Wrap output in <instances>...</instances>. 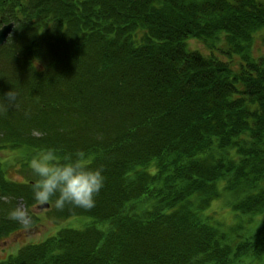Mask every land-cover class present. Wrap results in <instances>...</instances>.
<instances>
[{"label":"trees","instance_id":"trees-1","mask_svg":"<svg viewBox=\"0 0 264 264\" xmlns=\"http://www.w3.org/2000/svg\"><path fill=\"white\" fill-rule=\"evenodd\" d=\"M10 23L0 150L83 151L105 182L90 210L49 203L89 226L0 264H264V1L0 0ZM32 183L0 174V239Z\"/></svg>","mask_w":264,"mask_h":264},{"label":"clouds","instance_id":"clouds-1","mask_svg":"<svg viewBox=\"0 0 264 264\" xmlns=\"http://www.w3.org/2000/svg\"><path fill=\"white\" fill-rule=\"evenodd\" d=\"M9 104L15 100L12 91L2 96ZM87 154L77 151L62 159L55 149L38 152L30 161V170L35 177L31 185L32 197L36 205L53 203L57 210L66 206L90 210L95 206V198L104 187L103 168H92L87 164ZM8 219L27 225L30 220L28 211L15 207Z\"/></svg>","mask_w":264,"mask_h":264},{"label":"rangeland","instance_id":"rangeland-1","mask_svg":"<svg viewBox=\"0 0 264 264\" xmlns=\"http://www.w3.org/2000/svg\"><path fill=\"white\" fill-rule=\"evenodd\" d=\"M11 36L8 40H10ZM254 41V53L256 55H264V28L260 29L254 35ZM221 42L224 43L222 39ZM189 45L192 49L201 51L204 54H208L209 52L208 47L200 41H190ZM32 158V155L24 150L16 152L0 150V174L2 175L4 173L6 179L16 183H25L29 180L35 181L31 170H26ZM4 201L8 200L5 199ZM18 206L28 211L30 220L27 225L18 224V226H23V232L18 233L13 231L8 236L0 239V262L17 255L28 245L40 244L56 236L62 229L82 230L92 222V219L86 216H75L66 220H57L55 210L53 207V210L50 209V204L49 208H41L42 206L40 207V205H36L35 203L27 205L23 197L17 201ZM209 213H213L228 224L234 221L232 213L227 208L226 198L223 197L214 202Z\"/></svg>","mask_w":264,"mask_h":264},{"label":"water","instance_id":"water-1","mask_svg":"<svg viewBox=\"0 0 264 264\" xmlns=\"http://www.w3.org/2000/svg\"><path fill=\"white\" fill-rule=\"evenodd\" d=\"M14 27H15L14 23H10V24L4 25L0 29V47H2L8 42L9 37L14 32ZM41 208H49V204L43 205Z\"/></svg>","mask_w":264,"mask_h":264},{"label":"flooded vegetation","instance_id":"flooded-vegetation-1","mask_svg":"<svg viewBox=\"0 0 264 264\" xmlns=\"http://www.w3.org/2000/svg\"><path fill=\"white\" fill-rule=\"evenodd\" d=\"M23 230H24L23 226L20 225V226L16 229V232L21 233V232H23Z\"/></svg>","mask_w":264,"mask_h":264}]
</instances>
